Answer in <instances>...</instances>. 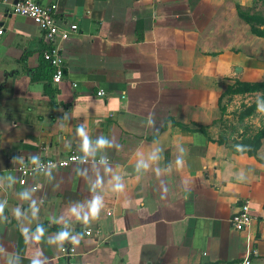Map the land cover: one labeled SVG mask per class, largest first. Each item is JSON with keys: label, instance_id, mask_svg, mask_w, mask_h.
I'll return each instance as SVG.
<instances>
[{"label": "crops", "instance_id": "1", "mask_svg": "<svg viewBox=\"0 0 264 264\" xmlns=\"http://www.w3.org/2000/svg\"><path fill=\"white\" fill-rule=\"evenodd\" d=\"M17 1L0 4V264H264V137L257 156L234 153L245 125L219 107L225 84L264 80L263 38L236 10L249 0H39L77 25L53 43L59 83ZM70 149L105 161L20 184V164Z\"/></svg>", "mask_w": 264, "mask_h": 264}, {"label": "built area", "instance_id": "2", "mask_svg": "<svg viewBox=\"0 0 264 264\" xmlns=\"http://www.w3.org/2000/svg\"><path fill=\"white\" fill-rule=\"evenodd\" d=\"M2 3L9 2L8 0H0V4ZM56 11V3L43 4L39 0H19L11 5L12 13L30 17L41 30L44 41L48 44H52L51 47L44 50L42 56L54 70L52 81L59 83L63 78L64 59L59 48L53 45V43L56 38H68L72 33L77 31V25L71 24L69 28H60L55 20ZM1 32L2 30L0 29V33ZM96 94L102 96L104 95V91L100 89ZM104 161L105 160L102 158L96 159L87 157L74 149H70L59 157H44L36 161L23 162L17 167V171L20 175V184H25L27 178L35 177L49 168L62 169L75 163H99ZM33 187L36 188L37 186L34 185ZM107 214H110V212ZM251 220L252 217L249 213L248 202L239 201L237 211L234 212L229 219L231 226L237 231H242L249 226ZM92 233L93 230L90 228L85 230L86 235H91ZM75 252V248L70 245H63L61 248V255L65 258H69L74 255ZM223 264H252L251 253L240 260Z\"/></svg>", "mask_w": 264, "mask_h": 264}, {"label": "trees", "instance_id": "3", "mask_svg": "<svg viewBox=\"0 0 264 264\" xmlns=\"http://www.w3.org/2000/svg\"><path fill=\"white\" fill-rule=\"evenodd\" d=\"M238 16L249 25L252 34L264 39V15L253 10L252 5L236 4ZM260 92V98L264 97V80L261 81H241L235 80L232 84H225L220 95V100L225 96L235 94H247ZM261 98V99H262ZM221 114L224 113L225 107L220 104ZM256 109V104L252 103L246 106L243 111L238 113L239 119H244L251 115ZM264 137V124L254 134H242L238 139L232 140L230 146L234 153H246L251 156H257V150L261 145V139ZM220 143H224L225 139L220 138ZM264 163V160H261Z\"/></svg>", "mask_w": 264, "mask_h": 264}, {"label": "rangeland", "instance_id": "4", "mask_svg": "<svg viewBox=\"0 0 264 264\" xmlns=\"http://www.w3.org/2000/svg\"><path fill=\"white\" fill-rule=\"evenodd\" d=\"M249 4L252 5L253 10L259 12L260 14L264 15V0H249ZM264 41V39H263ZM261 93L256 97L255 95L252 96H246V97H232V108L228 111L226 110L227 108L225 107V111L223 114H228L230 115L231 118L228 119V121H232L230 125L228 126H237L238 124H241V126L243 127L244 130V134H250L252 128L250 127V121L253 120L254 118H257L258 121H260L261 126L264 124V97L261 99L260 98ZM256 97V98H255ZM245 100H248L251 103H255L256 104V109L255 111L252 113V117L247 116V119H239L238 118V113H240L241 111H243V109H245L247 105V103H245ZM226 100L223 99L221 100V104L225 105ZM258 110V111H257ZM221 123L223 124V120L222 118H220ZM246 121V122H245Z\"/></svg>", "mask_w": 264, "mask_h": 264}, {"label": "water", "instance_id": "5", "mask_svg": "<svg viewBox=\"0 0 264 264\" xmlns=\"http://www.w3.org/2000/svg\"><path fill=\"white\" fill-rule=\"evenodd\" d=\"M236 71L238 72V71H239V69L237 68V69H236Z\"/></svg>", "mask_w": 264, "mask_h": 264}]
</instances>
